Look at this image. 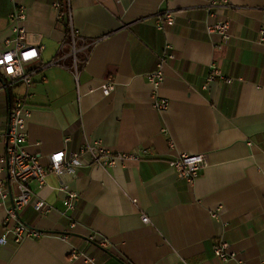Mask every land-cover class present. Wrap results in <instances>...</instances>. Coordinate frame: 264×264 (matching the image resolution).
Instances as JSON below:
<instances>
[{
    "label": "crops",
    "instance_id": "0c3cea01",
    "mask_svg": "<svg viewBox=\"0 0 264 264\" xmlns=\"http://www.w3.org/2000/svg\"><path fill=\"white\" fill-rule=\"evenodd\" d=\"M69 1L73 27L90 45L77 52V81L71 57L36 71L29 86L0 74L2 131L20 96L30 111L24 149L44 167L51 155L78 151L85 140L140 156L105 169L48 173L40 187L32 181L51 210L30 205L20 212L39 235L20 244L8 237L0 264H85V257L95 264H263L264 0H232L233 8L214 18L207 0ZM19 6L25 18L17 27L41 35L36 66L67 56L63 0H0V52L13 46L10 15ZM167 11L174 23L159 30L158 17ZM222 19L231 24L227 42L206 31ZM162 58L163 78L154 89L148 76ZM212 66L221 78L208 81ZM106 82L112 83L107 96ZM154 98L167 107L153 108ZM183 153L206 157L191 182L169 166ZM0 181L10 191L0 202L2 237L15 189L4 174ZM70 191L74 209L65 211ZM221 241L236 260L215 256Z\"/></svg>",
    "mask_w": 264,
    "mask_h": 264
},
{
    "label": "built area",
    "instance_id": "2783aa9c",
    "mask_svg": "<svg viewBox=\"0 0 264 264\" xmlns=\"http://www.w3.org/2000/svg\"><path fill=\"white\" fill-rule=\"evenodd\" d=\"M65 3V17L68 26L70 51L67 56H64L58 60L51 61L44 65L36 66L37 61L40 58V51L42 46L40 45L41 35L26 33L17 25L25 18V7L19 6L13 10L10 15V19L13 23V28L16 34L14 41L9 43L13 44L9 49L4 52H0V61H4L5 57L11 55L10 62L0 63V74L6 77L12 83H24L29 86L32 82V75L39 69L49 66L58 65V62L71 57V68L73 70L74 78L78 79V59L77 52L84 51L90 47L89 44L84 43L79 36L76 29L73 27L72 15L70 10V1L63 0ZM56 7L59 4H55ZM205 9L207 14L214 18L219 11L227 8H233L232 0H207L205 2ZM175 16L173 13L167 11L158 17L157 29L162 30L164 25H172L174 23ZM231 24L229 20L222 19L212 24H207L206 31L209 34L217 33L223 41L227 42L230 37ZM82 40V45L78 47V42ZM170 46L167 45L166 49ZM35 50L36 55L25 60L23 54L28 53L30 50ZM171 58L170 55L166 56ZM162 58L157 66V70L148 76L149 83L156 89L163 78L162 64L164 62ZM9 64L13 68L11 73L7 72ZM215 77L221 78L219 71L212 66L208 81ZM232 80L229 79L228 82ZM102 91L104 95H108L112 91V83L106 82L102 85ZM153 108L157 110H163L167 107L165 100H157L154 98L152 102ZM30 116V111L26 107L25 98L17 96L12 100L9 112V121L7 129L2 131L0 123V174H4L6 179L14 185L15 195L13 197V205L7 210V216L4 220L5 233L0 237V245H5L8 241V237L15 244H20L23 240L31 237L38 236L39 234L33 229L27 227L20 220V212L28 206H33L39 212H46L51 208L42 199L36 196L30 188L32 181H37L39 187L44 185L45 176L51 173L55 176H64L74 173V170L81 166L94 165L101 169H105L109 166H113L118 160H137L140 156L138 150L131 152H113L112 150L104 147L100 142H88L85 140L84 144L78 151L71 152L66 155L64 152H58L50 156V164L46 168L41 165L38 158L32 154H29L24 149V142L26 137V120ZM59 155L60 158L56 159ZM206 165V157L201 154H187L183 153L173 159L169 166L176 172L177 176L188 182L193 181L198 173L204 169ZM10 196L9 189L2 187V181H0V202L6 200ZM76 193L70 191L67 193V198L63 202L65 211L74 209V199ZM142 222L147 224L149 219L145 215H141ZM76 221L71 218L70 226L74 228ZM214 254L222 261L234 259L235 255L230 252L229 244L221 241L214 249ZM73 258L78 257L76 250L71 251ZM85 264H95L92 257H85ZM237 264H245L242 260L237 259ZM264 264V263H263Z\"/></svg>",
    "mask_w": 264,
    "mask_h": 264
},
{
    "label": "clouds",
    "instance_id": "9594fccd",
    "mask_svg": "<svg viewBox=\"0 0 264 264\" xmlns=\"http://www.w3.org/2000/svg\"><path fill=\"white\" fill-rule=\"evenodd\" d=\"M35 55H36V53H35V50L33 49V50H30L28 53L23 54V57H24L25 60H27L30 57L35 56ZM10 61H11V55H8V56L5 57L4 61H0V63L10 62ZM12 71H13V68L9 64V67L7 69V72L11 73ZM59 158H60V156L57 155L56 156V159H59Z\"/></svg>",
    "mask_w": 264,
    "mask_h": 264
},
{
    "label": "trees",
    "instance_id": "16d2710c",
    "mask_svg": "<svg viewBox=\"0 0 264 264\" xmlns=\"http://www.w3.org/2000/svg\"><path fill=\"white\" fill-rule=\"evenodd\" d=\"M61 7H62V11H61V13H63L64 12V8H63V6L61 5Z\"/></svg>",
    "mask_w": 264,
    "mask_h": 264
}]
</instances>
